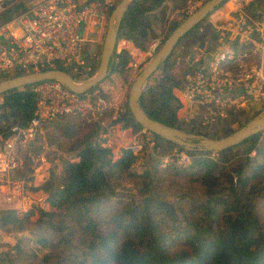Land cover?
Segmentation results:
<instances>
[{
  "label": "built area",
  "instance_id": "1",
  "mask_svg": "<svg viewBox=\"0 0 264 264\" xmlns=\"http://www.w3.org/2000/svg\"><path fill=\"white\" fill-rule=\"evenodd\" d=\"M118 2L38 0L21 8L15 17L0 25V79L15 71L37 74L48 70L64 71L77 84L91 79L97 65L88 44L104 34L107 18ZM200 6L190 5L176 16L177 22ZM240 11L232 8L225 13L224 20L210 19L208 27L212 35L197 56L176 58L181 85L174 95L179 119L209 124L227 118L230 110L264 101V13L252 23ZM163 42H152L144 51L130 40L117 39L110 63H116L126 52L124 68L134 78ZM128 88L124 86L126 92ZM18 89L25 90V86ZM28 91L34 97V110L28 122L22 124L17 120L10 125L0 121L1 213L20 215L31 209L43 212L51 209L49 195L42 190L50 178L47 138L62 119L71 117L94 126L96 140L92 145L108 149L112 162L127 151L135 157L134 161L146 156L157 161L159 168L190 162L186 150L174 147L164 152L155 134L141 126H124L122 118L128 107L121 104L111 86L99 83L78 94L57 80H44L29 85ZM4 95H0V114L5 111ZM210 155V159L214 158L217 152ZM26 157L31 161V172L25 178L15 177L24 167ZM78 159L72 158L70 162ZM236 182L234 176L233 185ZM11 236L0 229V249Z\"/></svg>",
  "mask_w": 264,
  "mask_h": 264
},
{
  "label": "trees",
  "instance_id": "2",
  "mask_svg": "<svg viewBox=\"0 0 264 264\" xmlns=\"http://www.w3.org/2000/svg\"><path fill=\"white\" fill-rule=\"evenodd\" d=\"M161 2L131 0L119 27L118 39L125 38L138 45L147 35L144 21L148 13ZM232 8L230 4L229 10ZM221 14L223 18L220 19L224 20L225 13ZM198 26L180 41L193 35ZM171 55L159 66L164 69L163 76L139 98V106L149 118L210 139L226 137L247 123L238 120L242 117L240 112L232 118L224 133L217 136L181 127L176 117L178 102L174 95L181 84L179 78L170 75L175 67L174 62L170 65ZM126 59L124 52L117 65H110V70L124 69ZM23 74L15 71L12 75H2L1 80ZM3 107L5 111L0 114V121L10 125L17 120L22 124L28 122L34 110V97L28 86L22 91L18 88L8 91ZM129 125L139 126L127 109L124 126ZM155 138L168 146V151L176 147L157 135ZM259 139L260 133H257L239 143L249 142L250 149L255 150L254 160L258 162L253 168H250L251 158L245 157L238 163L236 150L239 145L217 152L215 159L208 157L210 153L186 150L192 156L190 164L163 169L155 165L153 170L142 173L140 203L129 200L125 204L118 199L115 205L110 203L117 196L111 179L133 175L130 167L135 157L127 151L121 159L112 162L108 149L86 143L77 161L63 163L59 174L61 188L57 187L51 173L43 184L42 190L49 195L51 209L41 211L40 217L46 220L47 230L65 233L60 241L70 247L77 244L79 252L73 254L70 264H264V143L260 144ZM228 168L236 172V186L232 185ZM160 174L199 181L210 189L219 185V177H223L228 187L220 194L207 189L202 201L187 194V201L169 200L163 194H152V184L162 179ZM32 213L22 217L10 211L1 213L0 228L8 231L23 227ZM38 242L51 243L46 237ZM60 257L64 256L60 254ZM50 259L47 253L40 264H60Z\"/></svg>",
  "mask_w": 264,
  "mask_h": 264
},
{
  "label": "rangeland",
  "instance_id": "3",
  "mask_svg": "<svg viewBox=\"0 0 264 264\" xmlns=\"http://www.w3.org/2000/svg\"><path fill=\"white\" fill-rule=\"evenodd\" d=\"M36 1L38 0H4L2 3H0V25L8 22L13 17H15L19 13L21 8L26 7ZM206 1L207 0H162L160 6L152 9L150 13H148L147 18L144 21L146 25L144 27H147V35L145 38H141L139 44L136 45L142 50L146 51L152 44V42L158 40L163 42L170 35L173 26L179 24L176 17L177 15H179V13L186 11L190 7V5L192 6V4L203 5V3H205ZM230 4L234 6L233 8L235 10L237 8H240L241 11L246 14L248 20L252 23H256L257 19L264 13V0H226L224 3H222L220 8H217L213 13L209 14L207 16V19L199 24L197 30L193 35L188 36L180 41V44L176 46L173 54L169 59L171 61L170 65H172L173 62L176 65V58L186 60L187 58H193L195 55L197 56V52L199 51V49L204 47V45L206 44L205 40H208L210 38V35H212V32H209L208 27L210 19L213 20L215 19L214 17L223 18V14L221 13L227 14L229 12ZM104 37L105 35L101 34V37L96 40V42L88 44V48L96 58L95 63L97 67L99 65ZM117 62L118 60L116 61L115 65L118 64ZM173 68L171 69L170 75L178 79L180 77V72L176 69V67ZM163 71L164 69L159 67L153 73L152 77L146 85L145 91H147L149 87L153 86L163 76ZM132 80V73H130L129 70L116 67L113 71L109 69L108 76L100 83L101 85L107 87L111 86L113 93L116 94V96L120 99L121 104L126 106L129 90L126 92L124 90V86L126 85L127 87H129ZM263 111L264 101L260 100L258 102H254L253 106L247 105V107L242 109L230 110L229 114H227V118L216 119L214 122H210L209 124H206L205 122L196 123L194 120H181L179 119V117H177V110L176 117L178 119L179 125L181 127H184L185 129L192 128L202 132H207L211 136H217L221 133H224L229 125H231V121L233 120L232 118L238 113L241 112L240 114L242 115L241 118H238L239 121L248 122ZM125 117L126 113L124 114L122 119H124ZM130 126L138 127L137 125ZM95 140L96 131L94 126L84 124L75 118L70 117L68 119H62L55 125L52 133L47 138V145L49 148L47 160L50 166V173L54 176V181L58 188L62 187V181L59 174L61 173L63 163L65 161L70 162L72 158L78 157L79 152L82 150L83 146L86 143L93 144V142L95 143ZM155 140L156 142H158L156 138ZM259 141L260 144L264 143V131L260 132ZM158 145L162 147L164 152L168 151L166 149L168 148V146H165L162 141H159ZM250 146L251 144L249 142L239 145L236 150V153L238 155L237 161L238 163H241L243 162L245 157L251 158V160L253 161L250 164V168H253L257 164L258 160H254L256 152L254 150H251ZM210 154L208 155V157L211 156ZM189 157L190 162L188 164H190L192 161V156L189 155ZM216 157L217 155L211 159H215ZM238 163H236L235 166H238ZM158 164L159 163L157 161H153L149 158L147 159L145 156L141 160L136 159L131 164L130 172L133 173V175L127 174L126 176H121V178L113 177L111 180L114 185L115 191L117 192V196H114L110 200V203L115 205V202L118 199L122 200V203L125 204H127L129 200L140 203L139 190L143 185V180L140 177L145 170H153L155 165H157V169H163L159 168ZM30 166L31 161L29 157H26L24 167L15 173V177L17 176L18 178H25V176L29 175V173L31 172ZM228 171L231 173L233 185V178L234 176H237L236 172L229 168ZM215 175L216 177L218 176L217 173ZM163 176L164 175L159 176L162 179L153 182L151 190L153 191L152 194H163L169 200H179L181 198L182 200L187 201L188 199H186L185 197V195L187 194L195 199L202 201L205 199L204 193L207 189L210 191H215L216 194H220L225 193V189L226 187H228L227 181L223 177H219V185L210 189L207 186H203L199 181L191 182L187 178L183 179L172 176ZM28 212L33 213L28 217V222L23 223V227H19L16 229L9 228L8 231H5L7 232V234H11L12 236L7 241V243L1 247L2 249H0V264H40L42 262L41 258L47 253L51 256L50 260L52 262H57L60 264H70V259H72L73 254H77L79 252L76 246L77 244L75 243L73 247H70L65 241H60L62 235H65V233L59 234L51 230H47L46 220L41 219L40 217L41 211L31 209L27 210L25 213ZM25 213H22L18 216L22 217ZM1 216H3V214H1L0 212V217ZM45 237L48 238L51 243L41 244L38 242L40 238ZM58 241L60 242L57 244ZM60 254H62L64 257H60Z\"/></svg>",
  "mask_w": 264,
  "mask_h": 264
},
{
  "label": "water",
  "instance_id": "4",
  "mask_svg": "<svg viewBox=\"0 0 264 264\" xmlns=\"http://www.w3.org/2000/svg\"><path fill=\"white\" fill-rule=\"evenodd\" d=\"M226 0H207L203 5L193 13L183 19L164 40L161 47L155 52L147 65L133 78L129 86V95L127 99L128 110L134 118L136 124L157 135L167 142L187 151L199 153L221 152L235 147L248 137L264 131V111L249 120L236 132L221 138H208L200 134L190 133L163 124L160 121L149 118L139 106V98L143 94L144 87L158 67L171 55L180 39L197 25L207 19V16L213 13ZM131 0H119L115 8L109 14L107 25L104 32V41L101 48L99 65L95 75L83 82L77 84L70 74L61 70L42 71L37 74H23L8 78L0 82V95L6 94L13 88L29 86L44 80H57L64 84L68 90L82 94L89 89L97 86L108 76L113 50L118 39L119 27L127 12Z\"/></svg>",
  "mask_w": 264,
  "mask_h": 264
}]
</instances>
